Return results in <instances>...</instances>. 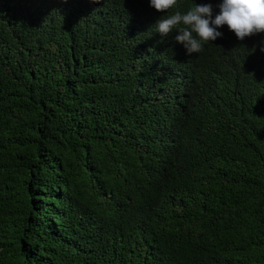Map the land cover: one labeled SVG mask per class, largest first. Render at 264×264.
I'll return each instance as SVG.
<instances>
[{"label": "trees", "instance_id": "16d2710c", "mask_svg": "<svg viewBox=\"0 0 264 264\" xmlns=\"http://www.w3.org/2000/svg\"><path fill=\"white\" fill-rule=\"evenodd\" d=\"M149 0H0V264H264V33L188 54Z\"/></svg>", "mask_w": 264, "mask_h": 264}, {"label": "clouds", "instance_id": "9594fccd", "mask_svg": "<svg viewBox=\"0 0 264 264\" xmlns=\"http://www.w3.org/2000/svg\"><path fill=\"white\" fill-rule=\"evenodd\" d=\"M89 2L100 4L102 0ZM149 4L157 12L166 13L177 5V0H149ZM218 9L213 18L211 3H195L184 13L175 11L161 16L155 23L156 31L166 37L176 30L174 39L188 54L201 52L203 43L221 37L222 33L217 29L225 25L238 40L264 33V0H221ZM261 51L264 52V47Z\"/></svg>", "mask_w": 264, "mask_h": 264}]
</instances>
